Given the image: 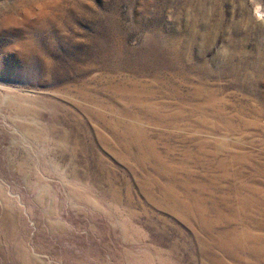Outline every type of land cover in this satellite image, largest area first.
Returning a JSON list of instances; mask_svg holds the SVG:
<instances>
[{"label":"rangeland","instance_id":"rangeland-1","mask_svg":"<svg viewBox=\"0 0 264 264\" xmlns=\"http://www.w3.org/2000/svg\"><path fill=\"white\" fill-rule=\"evenodd\" d=\"M0 264H264V0H0Z\"/></svg>","mask_w":264,"mask_h":264}]
</instances>
